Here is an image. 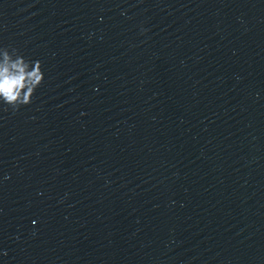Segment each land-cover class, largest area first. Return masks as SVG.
<instances>
[{"label":"water","instance_id":"95a60500","mask_svg":"<svg viewBox=\"0 0 264 264\" xmlns=\"http://www.w3.org/2000/svg\"><path fill=\"white\" fill-rule=\"evenodd\" d=\"M5 47L0 264H264V0H0Z\"/></svg>","mask_w":264,"mask_h":264},{"label":"clouds","instance_id":"9594fccd","mask_svg":"<svg viewBox=\"0 0 264 264\" xmlns=\"http://www.w3.org/2000/svg\"><path fill=\"white\" fill-rule=\"evenodd\" d=\"M43 79L39 60L29 61L6 47L0 48V104L10 105L13 109L29 104Z\"/></svg>","mask_w":264,"mask_h":264}]
</instances>
